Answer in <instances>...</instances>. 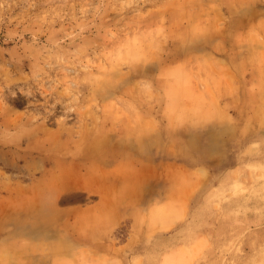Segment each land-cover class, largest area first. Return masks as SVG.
Instances as JSON below:
<instances>
[{"label":"rangeland","instance_id":"obj_1","mask_svg":"<svg viewBox=\"0 0 264 264\" xmlns=\"http://www.w3.org/2000/svg\"><path fill=\"white\" fill-rule=\"evenodd\" d=\"M0 264H264V0H0Z\"/></svg>","mask_w":264,"mask_h":264}]
</instances>
